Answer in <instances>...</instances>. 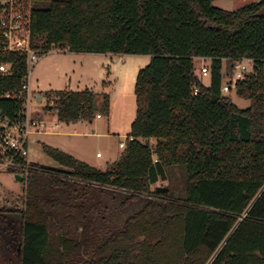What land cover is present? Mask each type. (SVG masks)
<instances>
[{"label":"trees","instance_id":"1","mask_svg":"<svg viewBox=\"0 0 264 264\" xmlns=\"http://www.w3.org/2000/svg\"><path fill=\"white\" fill-rule=\"evenodd\" d=\"M27 1L25 48L151 60L138 72L134 139L121 157L101 169L44 144L63 170L36 163L24 175L23 192L0 208L3 248L18 264H264V0L235 11L215 0ZM195 58L210 61L208 83ZM241 58L253 69L230 92L250 101L245 109L222 91ZM28 59L0 53L13 64L0 94L23 89ZM54 94L46 109L60 122L97 111L89 88ZM100 95L109 113L111 94ZM0 106L19 110L7 99ZM160 180L167 192L153 188Z\"/></svg>","mask_w":264,"mask_h":264},{"label":"rangeland","instance_id":"2","mask_svg":"<svg viewBox=\"0 0 264 264\" xmlns=\"http://www.w3.org/2000/svg\"><path fill=\"white\" fill-rule=\"evenodd\" d=\"M261 0H215L214 5L224 10L235 11L241 7ZM39 60L30 68L28 82L35 97L42 96L41 105H33V116L44 123L40 132L30 135L29 159L40 164L57 166V163L45 153L43 145L59 147L76 158L101 169L116 162L124 152L120 142L126 141L131 134L132 123L137 113L135 85L138 72L150 63L151 57L145 54H113L98 52H75L65 48H55L39 54ZM196 72L201 74L202 66L210 67V61L194 59ZM225 72V71H224ZM206 83L208 76H203ZM106 82V85H105ZM89 88L98 94L97 111L90 121L63 123L57 119L55 111H48L54 92L61 89ZM111 94L110 112L102 108L101 93ZM50 93L52 95H50ZM234 103L242 109L250 106V101L239 98L236 91L226 92ZM146 142V140H143ZM154 144V139L150 140ZM101 154V157L97 156ZM11 170L0 171V208L23 192V182L18 181ZM176 172V176H178ZM23 177V175H21ZM183 182H176L177 189ZM169 188L167 180L158 181L154 187ZM7 200V201H6ZM14 221L18 218L15 216ZM0 238V264H10L18 258L3 248Z\"/></svg>","mask_w":264,"mask_h":264},{"label":"built area","instance_id":"3","mask_svg":"<svg viewBox=\"0 0 264 264\" xmlns=\"http://www.w3.org/2000/svg\"><path fill=\"white\" fill-rule=\"evenodd\" d=\"M31 25V3L27 0H0V53L27 51L29 55V70L39 60V54L31 48L21 46V34L28 31ZM61 50V47H57ZM68 50V49H67ZM207 61L206 58H201ZM253 69V59L241 58L234 63L232 76L224 82L222 91L230 92L236 83L244 80ZM224 71V70H223ZM13 74V64L0 60V77ZM29 74V72H28ZM26 76V84L20 91H7L0 94V100L7 99L19 104V110L14 114L8 113L0 106V171L11 170L19 175L37 168L36 163L29 159L30 135L40 132L44 123L33 116L32 106L41 105L35 97ZM210 67L202 66L201 75L209 76ZM198 90H195L197 93ZM120 142L121 148H126L128 141ZM101 154L98 153L97 156ZM42 167V166H41Z\"/></svg>","mask_w":264,"mask_h":264},{"label":"water","instance_id":"4","mask_svg":"<svg viewBox=\"0 0 264 264\" xmlns=\"http://www.w3.org/2000/svg\"><path fill=\"white\" fill-rule=\"evenodd\" d=\"M38 101H41V96L38 97ZM41 166H42L43 168H47V169H51V170H56V171L63 170L62 168H60V167H58V166H53V165L41 164ZM15 177H16V179H17L18 181H21V182L23 181V177H22L21 175L16 174ZM159 189H161V190H163V191H165V192L168 191V188H167V187H159Z\"/></svg>","mask_w":264,"mask_h":264},{"label":"flooded vegetation","instance_id":"5","mask_svg":"<svg viewBox=\"0 0 264 264\" xmlns=\"http://www.w3.org/2000/svg\"><path fill=\"white\" fill-rule=\"evenodd\" d=\"M14 217H15V216H12V218H14ZM4 250L7 252L6 247H5ZM13 254L18 258V254H17V253L13 252ZM10 264H18V261H17V262L12 261V262H10Z\"/></svg>","mask_w":264,"mask_h":264},{"label":"crops","instance_id":"6","mask_svg":"<svg viewBox=\"0 0 264 264\" xmlns=\"http://www.w3.org/2000/svg\"><path fill=\"white\" fill-rule=\"evenodd\" d=\"M72 89H74V88H72ZM40 96V95H39ZM41 99H43V97L41 96ZM98 154V153H97ZM98 157H101V155L100 156H98Z\"/></svg>","mask_w":264,"mask_h":264}]
</instances>
